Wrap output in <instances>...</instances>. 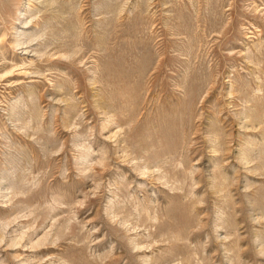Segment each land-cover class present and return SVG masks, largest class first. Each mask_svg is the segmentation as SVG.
<instances>
[{
	"label": "rangeland",
	"instance_id": "obj_1",
	"mask_svg": "<svg viewBox=\"0 0 264 264\" xmlns=\"http://www.w3.org/2000/svg\"><path fill=\"white\" fill-rule=\"evenodd\" d=\"M0 264H264V0H0Z\"/></svg>",
	"mask_w": 264,
	"mask_h": 264
}]
</instances>
